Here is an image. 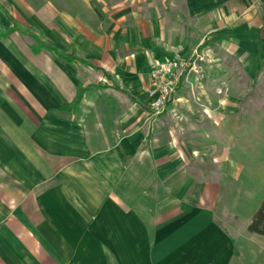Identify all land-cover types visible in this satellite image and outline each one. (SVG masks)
Returning <instances> with one entry per match:
<instances>
[{
    "label": "crops",
    "instance_id": "1",
    "mask_svg": "<svg viewBox=\"0 0 264 264\" xmlns=\"http://www.w3.org/2000/svg\"><path fill=\"white\" fill-rule=\"evenodd\" d=\"M255 180L264 0H0V264H233Z\"/></svg>",
    "mask_w": 264,
    "mask_h": 264
},
{
    "label": "rangeland",
    "instance_id": "2",
    "mask_svg": "<svg viewBox=\"0 0 264 264\" xmlns=\"http://www.w3.org/2000/svg\"><path fill=\"white\" fill-rule=\"evenodd\" d=\"M184 60L188 65L193 62L190 56ZM264 181V180H263ZM263 181L261 185L258 181H252V189L246 194H251L250 196H242L237 198L233 202V207L235 210L240 212V219L238 226L235 229V253L233 264H264V237L247 232V229H243L244 224L249 220L250 214L254 213L262 200L264 199V191L262 187L264 185ZM257 185H259L257 187ZM239 192V191H238Z\"/></svg>",
    "mask_w": 264,
    "mask_h": 264
},
{
    "label": "built area",
    "instance_id": "3",
    "mask_svg": "<svg viewBox=\"0 0 264 264\" xmlns=\"http://www.w3.org/2000/svg\"><path fill=\"white\" fill-rule=\"evenodd\" d=\"M189 65L177 57H166L153 62L149 95L154 97L153 106L162 111L177 91L182 77L188 73Z\"/></svg>",
    "mask_w": 264,
    "mask_h": 264
},
{
    "label": "trees",
    "instance_id": "4",
    "mask_svg": "<svg viewBox=\"0 0 264 264\" xmlns=\"http://www.w3.org/2000/svg\"><path fill=\"white\" fill-rule=\"evenodd\" d=\"M53 52L59 57L63 56L56 50H53ZM247 232L264 237V199L260 203L258 209L252 215L247 226Z\"/></svg>",
    "mask_w": 264,
    "mask_h": 264
}]
</instances>
